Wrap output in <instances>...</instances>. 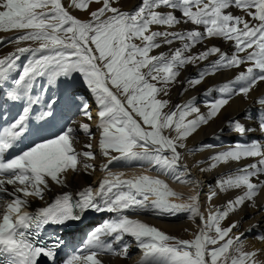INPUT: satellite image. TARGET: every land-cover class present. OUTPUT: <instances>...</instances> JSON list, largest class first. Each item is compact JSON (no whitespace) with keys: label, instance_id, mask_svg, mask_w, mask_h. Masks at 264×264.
<instances>
[{"label":"snow or ice","instance_id":"obj_1","mask_svg":"<svg viewBox=\"0 0 264 264\" xmlns=\"http://www.w3.org/2000/svg\"><path fill=\"white\" fill-rule=\"evenodd\" d=\"M119 2L0 0V33H14L0 36V50L13 46L0 55V264H56L63 242L46 241L43 233L88 212L113 215L63 264L130 258L126 238L140 252L137 264H264V247H246L239 220L225 226L249 207L264 212L258 203L264 142L238 141L197 161L200 173L215 172L207 193L185 162L187 154L216 147L189 149L187 141L234 97L252 99L255 115L245 109L251 124L229 120V129L264 135V91L250 96L264 83V0H140L133 10H122ZM212 40L229 43L231 51ZM189 66L196 74L181 79ZM223 70L237 74L205 89V96L216 93L212 99L172 101L176 87L184 96ZM77 83L88 97L72 90ZM62 107L83 122L65 118L54 138L18 147L57 120ZM98 156L105 174L95 188L89 185L75 198L63 192L34 212L25 210L33 200H45L53 184L67 187L70 174L94 173ZM134 162L139 174L112 171ZM152 171L157 174H147ZM169 181L190 185L191 194L185 197ZM144 212L186 213L196 231L191 239L174 237L140 220ZM255 239L264 241V234Z\"/></svg>","mask_w":264,"mask_h":264},{"label":"bare ground","instance_id":"obj_2","mask_svg":"<svg viewBox=\"0 0 264 264\" xmlns=\"http://www.w3.org/2000/svg\"><path fill=\"white\" fill-rule=\"evenodd\" d=\"M140 0H124L125 9L124 10H133L136 6H138ZM93 8L97 7L96 5H92ZM234 13L236 12L235 9H231ZM73 14L79 16L80 18H85L81 13L74 12ZM179 15V13H177ZM187 27H191L190 25ZM14 33H0V36H12ZM210 43L218 44L221 46L222 50L226 52L231 51V45L227 42L222 43L220 40H212ZM178 46L177 45H174ZM13 50V46L9 45L4 47L0 50V55L7 54L8 52ZM166 48H162L159 51H166ZM155 54V53H153ZM24 61L22 60L21 63ZM197 68L195 67H187L181 76V79H186L192 77L196 74ZM237 74L231 70H223L220 74L215 77L207 78L206 81L198 86L195 90H190L184 96H180L179 93L182 91L181 87H176L173 94L171 95V99L174 103L176 102H186L190 97L196 96L198 97V101H202L205 99H212L216 93L210 94L208 96L203 95L205 89L209 86L215 85L219 87L221 83L227 82L229 78L234 77ZM77 84H75L76 86ZM72 90H74V85ZM261 91H264V83L259 85V88L256 91H253L250 96L252 98H257ZM249 109L248 115H255V106L253 105L252 99H246L243 97H234L230 104L226 106L221 113L219 114L218 118L209 122L208 125L202 126L197 133H195L188 141L189 149L193 147H198L200 144H212L216 145L214 149L207 150L204 152H195L192 154H187L185 156V162L189 169L191 170V175L193 177L198 178L202 183H204L205 187L203 188V193L208 192V185L211 184L215 172L202 174L199 172L198 167L196 166V162L207 157L214 152H218L224 150L225 147L234 144L235 142H248L253 139H259L264 142V135H262L258 130H254L249 132L243 136L234 133L228 127L229 120H240L242 123L251 124L250 121H247L246 117L243 115L244 110ZM61 115L57 117V120L44 125L42 128L39 129L38 133L35 136L30 137L28 141L25 142L24 145L21 147H27L31 144L33 139L37 137H44V138H54L60 131V125L64 123V119L67 118L68 120H79L83 122V117H79L73 114L72 111H69L66 107L61 108ZM95 105H93V115H95ZM201 111L204 112L206 109L201 106ZM40 123V122H36ZM93 131H95V120L92 122ZM98 136V135H97ZM37 142H39L37 140ZM83 139L81 141V145L83 143ZM81 145H77L78 148ZM94 149L98 151L94 142ZM250 161H245V163ZM138 162H134L131 166H124L123 164H119L112 167V171H125L128 176H131L133 172L139 174L142 169L137 166ZM103 163L101 164L100 172L94 173H85L81 171L78 174H70L68 179V186L67 187H60L57 185H52V191L48 192L45 196V200H33L31 207L25 209L31 212H34L36 209L40 207H44L46 203L52 202L54 197L57 194L63 192H71L75 198V195L78 191L82 190L83 188L91 185L95 188L98 185V182L103 178L104 171L102 168ZM230 167L234 168L235 165H231ZM228 169H220L221 172L227 171ZM149 175H156L154 171L148 172ZM163 178V177H162ZM170 186L177 192H181L187 197L191 194L192 188L190 185L180 184L169 181ZM234 195V193H232ZM201 204L204 205L205 197L202 194L200 197ZM217 205L221 204V200L214 201ZM258 203L264 205V193H261V196L258 200ZM203 210V208H202ZM113 214L104 212V213H95V212H88L84 214V218L78 222H69L66 228L65 238L67 241V248L66 254L74 252L78 247H80L87 238V235L90 233L92 229L101 225L103 221L110 219ZM143 222L148 223L151 226H157L166 231L179 233L183 230H187L189 235H193L196 231L195 224L188 218V214L181 213L175 216L171 215H161L157 212H144L141 213L138 217ZM232 221L239 220L240 226L237 229V232L244 233L245 237L247 238L245 243L246 246L252 244L253 248H260L264 247V241L254 240L252 241L251 236L253 234H257V236L264 234V212H257L251 207L245 209L243 212H239L236 215H232L230 217ZM199 221L197 220V223ZM253 225H257V227L253 228L251 232L247 231ZM240 230V229H242ZM124 243H128V238L125 239ZM135 248L130 246V253L132 249ZM250 248V247H249ZM138 249V248H135ZM66 258H64L65 260ZM106 260H108L109 264H137V261H129L128 258H120L117 256H106ZM138 260V259H137ZM60 264H63L60 263Z\"/></svg>","mask_w":264,"mask_h":264},{"label":"rangeland","instance_id":"obj_3","mask_svg":"<svg viewBox=\"0 0 264 264\" xmlns=\"http://www.w3.org/2000/svg\"><path fill=\"white\" fill-rule=\"evenodd\" d=\"M119 7H121L122 10L125 9V3H124V0H120V2H119ZM74 90H78L79 94H82V95H85L86 97H88V93H87V91L83 88V86H82L81 84L77 83V86L74 87ZM174 90H176V88L173 89V91L171 92L170 95L173 94ZM97 135H98V133H97ZM97 152H98V151H97ZM103 162H104L103 158L98 156L97 159H96V161H95L96 172H97V173L100 172L101 164H102ZM230 222H232L231 219H229L228 221H226V222H225V226H227V223H230ZM156 227H157V226H156ZM157 228H158V227H157ZM159 229L162 230V231H164L166 234L172 235V236H174V237L182 238V239H191L192 236H193V235H189V233L187 232L186 229L183 230V231H181V232H179V233L166 231V230H163V229H161V228H159ZM240 230L244 231L245 229L243 230V228H242V229H240ZM252 237H253V236H252ZM255 237H256V236H254V238H251L252 241L256 240ZM130 242H131V239H130ZM131 243H132V242H131ZM130 245H132V244H130ZM246 247H247V248L250 247L249 249H251V248H252V244H251L250 246L247 245ZM129 261H130V260H129Z\"/></svg>","mask_w":264,"mask_h":264}]
</instances>
